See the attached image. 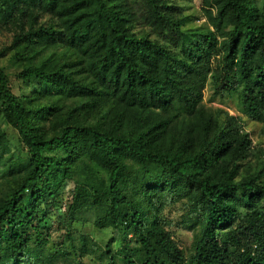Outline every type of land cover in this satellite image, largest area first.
Masks as SVG:
<instances>
[{
    "label": "trees",
    "instance_id": "obj_1",
    "mask_svg": "<svg viewBox=\"0 0 264 264\" xmlns=\"http://www.w3.org/2000/svg\"><path fill=\"white\" fill-rule=\"evenodd\" d=\"M139 1L0 0V264H264V0Z\"/></svg>",
    "mask_w": 264,
    "mask_h": 264
},
{
    "label": "rangeland",
    "instance_id": "obj_2",
    "mask_svg": "<svg viewBox=\"0 0 264 264\" xmlns=\"http://www.w3.org/2000/svg\"><path fill=\"white\" fill-rule=\"evenodd\" d=\"M130 3L133 5L134 9L140 13L142 6L139 0H129ZM191 4L193 6V9L190 10L191 13L197 14L198 16H201V13L199 12L200 8V0H191ZM205 22L204 16H202V19L199 22H195L193 25H191L192 28H200L201 25ZM12 37V31H4L0 29V48L5 46L7 43L11 41ZM8 59H4L0 61V65L4 66L6 73L12 80V84L16 85L17 80H15V74H16V68L11 65V63L7 62ZM9 61V60H8ZM213 107L225 109L230 112H233V109L231 106H225L221 104L219 101H214L211 103ZM3 126V125H1ZM3 130L7 134V141L9 144L10 152H7L3 154L1 159V164L10 166L11 174L15 173L18 174L22 168L23 163L25 161V152L24 149L20 148L18 143V137L16 132L11 129L10 127L3 126ZM246 130L251 133L252 140L255 145H260L263 143L262 133L260 126L253 125L251 123H248ZM6 166L5 169L6 170ZM75 182L74 181H68L64 184V186L60 190L59 194V203L55 207L49 208L47 210V213L45 214L47 218V223L51 224L53 227H57L58 223L63 221L66 218V207L71 202V195L73 192ZM178 215V213H177ZM79 216L83 220H77L78 222L74 224L73 228L75 231H77V234L82 236H90L93 239H96L99 242H105L108 238L109 232H98L93 229L92 221L94 219V212L88 211V212H81ZM173 229L175 230V236L174 239L181 245V247H188L190 243V236L189 233L180 225L176 224L173 226ZM63 236V231L57 232L52 239L57 243L58 241H61V238ZM117 236V235H116ZM117 239V238H116ZM120 247V241L118 239L113 244V250H116ZM86 262V260H84Z\"/></svg>",
    "mask_w": 264,
    "mask_h": 264
}]
</instances>
